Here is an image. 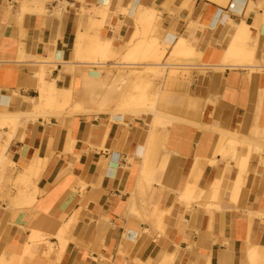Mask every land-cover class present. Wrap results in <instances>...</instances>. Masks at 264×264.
<instances>
[{
	"label": "crops",
	"instance_id": "0c3cea01",
	"mask_svg": "<svg viewBox=\"0 0 264 264\" xmlns=\"http://www.w3.org/2000/svg\"><path fill=\"white\" fill-rule=\"evenodd\" d=\"M238 24L256 72L221 68ZM149 33L203 53L165 103L166 132L122 112L109 70L44 63L71 61L79 37L87 50L113 40L123 61ZM262 67L264 0H0V259L20 264L37 232L25 264H264ZM41 92L72 105L16 138L1 117ZM230 141L240 148L222 158Z\"/></svg>",
	"mask_w": 264,
	"mask_h": 264
},
{
	"label": "bare ground",
	"instance_id": "6f19581e",
	"mask_svg": "<svg viewBox=\"0 0 264 264\" xmlns=\"http://www.w3.org/2000/svg\"><path fill=\"white\" fill-rule=\"evenodd\" d=\"M220 5H223V4H220ZM233 5H236L235 2H234ZM242 24L244 25L245 23L242 22ZM242 24L241 25L240 24L237 25L238 33H236L232 44L229 45V47H228V52H227L226 58L224 60L225 63H224L223 66H221V68L225 69V67H228V68L231 67V68H235V70H236V68H238V69L245 68V69H248V70L251 69L250 70L251 72H256L257 71V69H255L256 66L253 65L249 60H247V59L250 58L248 56V52L247 51H243L242 49H240L241 48L240 47L241 43L249 42V39H250V38H246L243 35ZM161 36H163V35H161ZM161 39L162 40L159 41L155 37H152L151 40H148V41H146L145 43H143L141 45H139L138 42H137L135 45H139V46H135L134 48L132 47L135 50L131 51L132 50V48H131L129 50L130 51L129 54L126 53V56H124L122 58L123 62L126 61L127 59H128L127 61H131V59L133 61H135V62L130 63V64H126V62L124 64V63H122L121 60H119L121 52H120L119 49H117L114 46L113 40H111L110 42L105 43V44H101L100 43V45H99V47L97 49H95V50H87L86 49L87 51L85 50V48H84V46L82 44L77 43V44H74V48L72 49L73 53H72V58L70 59L71 61L65 62L63 59L61 60L59 57H54V58H52V60L45 61L44 63H46V65H55V66L64 65V67L65 66L66 67L69 66L71 71H73L74 69H76L79 66H82L83 68H85L87 70H90L93 73H96L95 76H99L103 72L108 71V70H116V74L112 78L111 85H113V84L114 85H119L123 89H125V87L128 86V79H129V78L125 77L127 74H125L126 72L122 70V68L126 69V67L127 68L128 67L131 68L132 71L136 70V72H140V70L142 72V70H144L146 68L147 69H151V70L152 69H154V70H164L166 72H168V70L169 71H171V70L175 71V70H178V69L186 70L187 72H189V71L194 70L195 68H199V67L204 69L205 65H199L200 63L203 64L202 63V58H203V53L202 52H197L194 48L187 47L186 43L182 42V41H179L176 44H172V41L168 42V40H167L168 38H167L166 35H164V37L161 38ZM78 40H81V37H79ZM142 54H144L143 58L140 59V56ZM137 56H139L138 57L139 60H140L139 63H136L137 60H138ZM118 57H119V59H116ZM111 59H112V61L113 60H118V61L115 62V63H111L112 61H109ZM72 60H74V61H72ZM75 60L78 61V63L80 62V64H75ZM176 60L179 61V62L181 61L182 64L179 65L178 63L175 62ZM143 62H150L152 65L151 66H144L142 64ZM195 64H197V65H195ZM261 69L263 70L264 67L260 68V70ZM70 70H68L67 72H69ZM141 72L138 73L139 75H136V76L134 75L135 83H133V79H132V82H131L133 84V86H134V88L132 90L133 92L132 91H129V92L127 91V93L125 94V97H123V99H122V102L124 101L123 103H133V102H139L140 103L141 100H143V101L146 100V99L144 100V98L148 99L149 95L147 94V90H148V88H150L152 83L147 81V79H144L145 76H144V78H142L143 76H141L142 75ZM146 72L148 73V72H150V70L146 71ZM129 74L130 73H128V75ZM102 77H104V76H102ZM78 84L79 83H77V86L80 85V84L79 85ZM129 86H128V88H129ZM151 87L153 88V86H151ZM74 88H75V86H74ZM128 88H126V89H128ZM69 90H70V88H69ZM137 93H139L140 95L137 96L136 95ZM152 95H154V94H152ZM28 102L31 104V110L29 112L19 111L18 113L15 112L14 115L8 113L10 115H8V116L6 115L4 117H1V121H3V123H4L2 125L3 126L5 125L6 127H11V129L15 132V137L18 138V139L23 138L24 130H25V124L28 121L36 120L38 118H43V119L52 118V117L58 118V117H60V111L65 109L66 107L72 105L73 100H72L70 94L64 100L59 101L55 96L48 95L47 93L41 92L39 97H37L36 99L28 100ZM141 103H142V101H141ZM155 106H156V104L154 103L151 106V110L149 111V110H146L148 108V106L143 104L141 106V109L134 111L133 114L136 117H138L140 119H143L145 121V123H147L149 125L151 130H158L159 128L165 129L166 127L171 126L174 122H176V120H174L172 117H169V116L161 114V113H157V111L155 112V110H154ZM76 107H77L78 110L81 108V107L79 108V106H76ZM120 108H121V106H120ZM115 112H113V113H115ZM80 113H83V112H80ZM3 115H5V114H3ZM1 116H2V114H1ZM113 120H114V118H113ZM251 141L252 140H250V142ZM253 141H252V143H254ZM247 142H245V143H246V145L248 147V151H249L248 152V158H249V156L252 155V153L258 154L261 151L260 146L255 145V149H253L252 145L254 146V144L250 145V143L248 144ZM228 143L229 144L226 145V146L224 145L225 147H223V149H222V152H221V154H222L221 157L222 158H227L229 154H231L232 157H233V155H235L238 147L240 146L238 141L237 142L230 141ZM257 143L258 142H256L255 144H257ZM247 162H248V159H246L245 161L243 160L242 164H241L242 167H240V168L244 169V167H246ZM140 183L144 184V180L141 179ZM0 192H1V190H0ZM235 194L236 193H234L233 195H235ZM218 195H220V194L217 193L215 197L217 198ZM188 197L192 199V194L189 195ZM233 199H234V197H233ZM194 203H196L195 205H199L198 202H196L195 200H194ZM26 205L27 204H25V206ZM191 205H193V204H191ZM217 208H218V206H217ZM31 235L32 236L29 238L30 241H34V239H40L39 237H35V235H33V233ZM25 245H24V247H25ZM34 246H27L26 245V247H25L26 249L24 248L25 249L24 251H26V252H25L24 256L21 257L20 264H25L26 262H28L29 257L32 256V254L30 253V249L32 247H34ZM52 248L53 247H51V246L49 247V249H50L49 253H51ZM7 254H8V252H7ZM11 257H10V255H9V257H4L3 256V258L0 259V264H19L18 261H17L18 259L16 257L15 258H14V256H13V258H11Z\"/></svg>",
	"mask_w": 264,
	"mask_h": 264
},
{
	"label": "rangeland",
	"instance_id": "374dc122",
	"mask_svg": "<svg viewBox=\"0 0 264 264\" xmlns=\"http://www.w3.org/2000/svg\"><path fill=\"white\" fill-rule=\"evenodd\" d=\"M154 27V26H153ZM153 35V36H152ZM155 35V36H154ZM152 37H155L156 39H158L159 41H160V37H159V34L158 33H149V34H147L146 35V38L148 39V40H151V38ZM81 40H79V42H80ZM78 42V43H79ZM245 45L247 44V42H245L244 43ZM247 45H249V44H247ZM85 48V50H86V47H84ZM120 50V52H121V54H123L125 51H126V49H125V47L124 48H120L119 49ZM87 51V50H86ZM247 52H248V56L250 57L249 59H247V60H252L253 59V57H254V50H252V48H250L249 50H247ZM139 56H137V62L136 63H139L140 62V60H139V58H138ZM116 59H119V57L118 58H116ZM120 60V59H119ZM128 60V59H127ZM122 61V63H124L125 64V62H126V64H130V63H133V62H135V61H133L132 59H131V61ZM109 61H112V59L111 60H109ZM118 60H113L111 63H115V62H117ZM176 63H178L179 65H181L182 64V62L180 61H175ZM92 63V62H91ZM144 66H151L152 64L150 63V62H143L142 63ZM39 65V64H38ZM40 66V65H39ZM126 67V66H125ZM122 70L123 71H125L126 73L125 74H127L125 77L126 78H129L128 79V86H129V88H128V86L127 87H125V89H124V92H123V94H126L127 93V91L129 92V91H132L133 90V88H134V86H133V84L131 83L132 82V79H133V83H135V81H134V75L136 76V75H139L138 73H140L141 72V70H140V72H136V70H133L132 71V69L131 68H127L126 67V69L125 68H122ZM127 70V71H126ZM150 70V72H146V71H149ZM155 71V72H154ZM192 71V70H191ZM191 71H189V72H187L186 70H180V69H178V70H175V71H169L168 70V72H166V71H164V70H154V69H144V70H142V72H141V76H143L142 78H144V76H145V78L144 79H147V81H149L150 83H152L151 84V86H153V88L150 86V88H148V90H147V94L149 95V97H148V99L147 98H144V100L145 101H143V100H141L142 101V103H141V101H140V103L139 102H133V103H125L126 105H128V107H129V109L128 110H124V111H122V112H132V113H134V111H136V110H140L141 109V106L144 104V105H147L148 106V108L146 109V110H151V106L155 103L156 104V106H155V108H154V110H155V112L157 111V113H163V112H167V113H172V114H174V108H165V103H166V101L170 98V97H172V94L173 93H177V90H178V88H176V86L177 85H179L180 84V78L181 77H183L184 75L186 76V75H189V77H191ZM47 72H48V68H46L45 67V75L47 74ZM136 72V73H135ZM109 73H110V75L109 76H107V75H105L104 74V76L106 77V79H105V85H108L109 83H110V81H111V77H113L115 74H116V70H109ZM128 73H130L129 75H128ZM133 73V74H132ZM150 73V74H149ZM188 78V77H187ZM155 82V83H154ZM191 82H190V79H189V81H188V83H186V86L188 87L187 89H190V86H191ZM126 88H128V89H126ZM158 88V89H157ZM150 93H149V92ZM133 92V91H132ZM152 94H154V95H152ZM137 96L138 95H140L139 93H137L136 94ZM135 95V96H136ZM153 96V97H152ZM152 97V98H151ZM156 97V98H155ZM151 98V99H150ZM150 99V100H149ZM74 100L76 101V102H78V103H80L82 106H85L81 101H79V100H77V98L76 97H74ZM148 100V101H147ZM144 102V103H143ZM148 102V103H147ZM114 106L116 107V108H119L121 105H120V103H118V102H116L115 104H114ZM69 107V106H68ZM150 107V108H149ZM125 108V107H124ZM120 109V108H119ZM61 111H63V110H61ZM60 111V112H61ZM140 112V111H139ZM61 115V114H60ZM68 117H70V116H68ZM67 117V118H68ZM0 128H1V126H0ZM164 132H166V129H164ZM0 136H1V134H0ZM10 136H12V133L11 134H9V137ZM223 141H224V138H220V140L218 141V144H217V146H216V150H215V154L218 152V150H219V148L221 147V144L223 143ZM260 148H261V151L258 153V155L260 156V155H262L263 154V146H260ZM262 153V154H261ZM231 155V154H230ZM217 193H219V191H217ZM220 195H218L217 196V198L219 197ZM33 235H35V237H39L40 238V236H41V234H38L37 232H33ZM40 235V236H39ZM34 237V238H35ZM41 243L42 244V242H43V237L41 236V239H34V241H31V243H32V245L31 246H34V245H36V244H38V243ZM28 246V245H27Z\"/></svg>",
	"mask_w": 264,
	"mask_h": 264
},
{
	"label": "built area",
	"instance_id": "2783aa9c",
	"mask_svg": "<svg viewBox=\"0 0 264 264\" xmlns=\"http://www.w3.org/2000/svg\"><path fill=\"white\" fill-rule=\"evenodd\" d=\"M246 1H248V0H246Z\"/></svg>",
	"mask_w": 264,
	"mask_h": 264
}]
</instances>
